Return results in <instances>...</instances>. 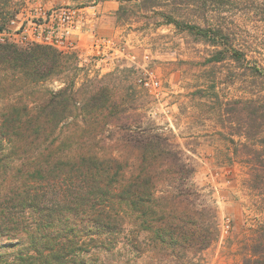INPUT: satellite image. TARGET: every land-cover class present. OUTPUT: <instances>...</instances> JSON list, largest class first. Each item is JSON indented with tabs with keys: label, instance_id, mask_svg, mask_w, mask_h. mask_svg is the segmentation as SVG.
I'll use <instances>...</instances> for the list:
<instances>
[{
	"label": "trees",
	"instance_id": "1",
	"mask_svg": "<svg viewBox=\"0 0 264 264\" xmlns=\"http://www.w3.org/2000/svg\"><path fill=\"white\" fill-rule=\"evenodd\" d=\"M118 1V17L128 11L124 2L134 1L145 10L160 4ZM160 13L165 24L194 32L213 45L223 35L222 30L186 23L171 12ZM4 14L1 8L0 31L7 23ZM226 57L239 61L245 54L233 47L218 49L211 61ZM79 65L76 51L0 43V70L15 74L4 82L13 78L17 89L32 88V106L19 100L0 108V178L8 182L0 200V237L24 247L12 260L0 253V264H86L84 255L90 249L110 252L122 241L120 251L135 257L125 264H138L144 234L156 259L148 264H196L193 257L219 240L221 223L217 207L193 180L194 161L154 123L128 112L126 100H118L108 84L91 81L78 87L76 78L84 70ZM63 74L66 82L59 89L35 88ZM253 102L238 100L245 109ZM248 114L256 121L264 117L255 108ZM250 136L254 134L244 130L241 140H230L235 147L226 150L232 149L235 156L218 163L229 174L237 165L244 169L242 183L260 192L255 205L262 204L264 211V138L254 147L245 141ZM257 211L253 223V214H247L248 232L236 234L242 264H264V217ZM30 217L32 223L27 222ZM232 228L231 221L227 233Z\"/></svg>",
	"mask_w": 264,
	"mask_h": 264
},
{
	"label": "rangeland",
	"instance_id": "2",
	"mask_svg": "<svg viewBox=\"0 0 264 264\" xmlns=\"http://www.w3.org/2000/svg\"><path fill=\"white\" fill-rule=\"evenodd\" d=\"M79 2L86 4L88 12L77 36L76 52L84 70H80L76 85L91 81L108 84L118 100H126L128 112L138 114L145 123H154L182 145L195 163L193 180L217 207L221 223L219 240L193 257V261L196 264H242L236 250L240 244L236 234L244 229L248 232L247 223L255 222V210L264 217L262 204H256L257 209L255 205L256 200H260V192L244 186V169L240 165L234 167L235 175L234 172L229 174V169L218 160L227 155L235 156L232 151L235 145L230 140H241L244 130L254 134L248 140L243 139L251 146L255 147V143L264 138V117L256 121L248 114L255 108L258 115H264V71L256 70V67L264 69V0H160L153 10L142 9L134 1L124 2L128 11L121 17L116 11L111 18V28L100 27L98 12L94 9L97 3L93 0H1L0 9L5 11L3 16L7 23L6 32L1 36L5 41L0 39V43L22 49L34 46H18L9 40V33H15L30 9L50 11L64 5L80 6ZM160 11L171 12L175 18L189 24L222 30L223 35H218L219 44L213 45L174 24H165ZM109 20L105 19L102 24L110 23ZM92 24L94 34L81 41L83 31ZM230 47L241 50L245 58L211 61L218 49ZM12 76H15L14 71L0 70V108L19 100L32 106L31 87L23 86L19 90V83L13 84V78L10 83L4 82L6 77ZM150 77L159 82L157 90L151 91L141 84L140 78ZM65 82L63 74L40 81L35 88L59 89ZM239 99L254 102L251 108L245 109L238 103ZM260 123L261 131H257L256 125ZM226 147L232 149L227 152ZM229 176H233L231 181H228ZM7 184L0 178L1 201L7 193ZM248 213L253 214V219L247 221ZM228 219L233 224L229 233L223 229ZM32 221L30 217L27 222ZM121 239L126 240L124 235ZM139 240L143 253L137 258L138 264L156 262L149 251L146 234ZM12 242L14 246L10 245ZM15 242V239L0 237V253L8 260L24 248ZM122 242L110 252L90 249L84 255L86 264H125L133 260L131 251H120ZM6 244L9 245L4 247Z\"/></svg>",
	"mask_w": 264,
	"mask_h": 264
},
{
	"label": "built area",
	"instance_id": "3",
	"mask_svg": "<svg viewBox=\"0 0 264 264\" xmlns=\"http://www.w3.org/2000/svg\"><path fill=\"white\" fill-rule=\"evenodd\" d=\"M85 12H88V7L73 5H64L50 11H44L42 8L30 9L29 15L18 23L15 33L8 32L9 40L18 46L41 44L55 47L62 52L77 51V36ZM4 32L6 29L0 31V39L3 42L5 38L1 36ZM140 82L151 91L157 90L159 86V82L152 77L140 78ZM230 223L229 219L224 223V231L230 228Z\"/></svg>",
	"mask_w": 264,
	"mask_h": 264
},
{
	"label": "crops",
	"instance_id": "4",
	"mask_svg": "<svg viewBox=\"0 0 264 264\" xmlns=\"http://www.w3.org/2000/svg\"><path fill=\"white\" fill-rule=\"evenodd\" d=\"M120 6V1L118 0H101L99 1L95 6L94 9H96V11L98 12L99 18L97 19V21H99V25L100 27H105V28H111V26L113 24H111V18H114V15L117 11V9ZM105 19H110V23L107 24H102L105 22ZM98 26V24H97ZM94 34V29H93V24L92 26L83 31V34L81 35V41L84 40L85 38H89L91 36L89 35ZM84 45V44H83Z\"/></svg>",
	"mask_w": 264,
	"mask_h": 264
}]
</instances>
